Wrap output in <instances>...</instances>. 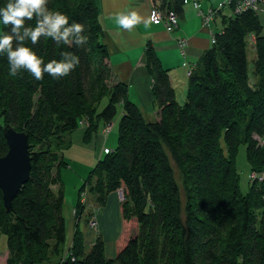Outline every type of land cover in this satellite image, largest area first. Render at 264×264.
<instances>
[{"label": "trees", "instance_id": "1", "mask_svg": "<svg viewBox=\"0 0 264 264\" xmlns=\"http://www.w3.org/2000/svg\"><path fill=\"white\" fill-rule=\"evenodd\" d=\"M7 2L0 0V8ZM184 2L161 0L159 8L180 15ZM48 7L67 15L70 23L83 24L88 41L82 47L43 37L36 45L25 42L45 64L65 52L79 58L75 69L58 80L45 73L37 81L23 70L12 77L6 55H0V157L8 152L4 130L11 126L28 134L31 159L29 180L11 210L0 189L6 264H264V35L259 15L253 10L222 14L215 42L193 66L180 100L148 44L147 68L160 109L154 121H147L130 101L127 85L112 81L96 0H49ZM28 25L35 27V19ZM8 32L0 23V35ZM119 107L117 146L104 152L87 181L99 208L112 193L121 189L125 195L119 202L116 250L109 256L100 231L87 250L79 228L87 209L80 202L85 185L68 242L60 178L67 164L60 150L69 142L66 135L84 120L89 143L113 122ZM242 145L252 174L246 192L237 168Z\"/></svg>", "mask_w": 264, "mask_h": 264}, {"label": "crops", "instance_id": "2", "mask_svg": "<svg viewBox=\"0 0 264 264\" xmlns=\"http://www.w3.org/2000/svg\"><path fill=\"white\" fill-rule=\"evenodd\" d=\"M226 1L228 0H185L183 12L180 15L178 14L179 24L170 32L166 29L164 22L155 23L151 19L153 7H160L161 0H96L99 9V20L103 28V42L109 52L108 62L112 70V81L113 83L123 82L127 85L130 101L137 105L147 121H154L160 109L158 98L152 86L153 76L147 68V45L150 44L154 48L163 69L169 75L177 99L180 100L188 85L189 69L195 66L203 53L212 46L213 35L222 27V14H229L230 12L228 7L223 6ZM195 2L199 5L198 9ZM261 7H264V3ZM210 10H220V12L218 11L214 18L206 23L205 15ZM133 11L137 13L141 23L137 24L131 31L120 29L115 22V17L118 14ZM260 20L263 24L264 35V17H260ZM180 41L185 43L184 53L179 46ZM122 113L121 109L120 115ZM85 131L84 125L72 133L76 143H86L84 139ZM110 136L111 134L106 132L104 126H102L100 131L90 139V142H93L91 144L96 146V149L99 148L98 160L103 156L100 154L104 153V149H111L108 147ZM108 201L110 203L106 204L97 216L104 240L106 238L103 227L108 228L113 215H116L120 227H122L120 201L117 193H112ZM74 210L73 207V216L69 223L66 221L69 243L72 242L76 229V227L74 228L75 221H73V218H75ZM86 211L88 212L86 209L82 212V215H85ZM85 230L83 233L85 239L93 242L96 237L93 230L86 224ZM112 237L109 243L105 241L106 248L108 247V255L115 253L112 247L115 245L114 240L117 236ZM109 246L111 254L109 253ZM7 255L8 251L6 250L2 255V263L4 264H6Z\"/></svg>", "mask_w": 264, "mask_h": 264}, {"label": "clouds", "instance_id": "3", "mask_svg": "<svg viewBox=\"0 0 264 264\" xmlns=\"http://www.w3.org/2000/svg\"><path fill=\"white\" fill-rule=\"evenodd\" d=\"M49 0H8L0 8V23L9 27V32L0 35V55H6L9 75L16 77L21 70L26 71L35 80H43L47 73L53 79L67 77L79 63V58L71 53H61L60 60H51L47 64L38 57L32 48L25 46L26 41L36 45L41 38H51L57 45H76L82 47L88 37L84 35L85 27L81 23H70L67 15L50 10ZM253 3L252 9L264 16V7ZM35 19V27L26 26V21ZM120 29L131 31L141 23L136 12L121 13L115 17Z\"/></svg>", "mask_w": 264, "mask_h": 264}, {"label": "rangeland", "instance_id": "4", "mask_svg": "<svg viewBox=\"0 0 264 264\" xmlns=\"http://www.w3.org/2000/svg\"><path fill=\"white\" fill-rule=\"evenodd\" d=\"M234 1V0H233ZM234 6V5H233ZM261 18L264 16L259 15ZM107 47V46H106ZM252 49L250 48V53L249 56L252 55ZM251 57V56H250ZM193 68H191L190 74L191 75ZM107 103V100H105L100 108ZM121 108L119 107V110L117 112V115L115 119L112 122V127L110 123L105 124L104 129L107 131L110 136V140L108 142V147L111 148V150H114L117 146V141H118V128H119V122L121 119ZM84 122V121H83ZM86 124V123H85ZM112 130V131H111ZM112 132V133H111ZM72 136V137H71ZM66 139L69 142H66L64 145H62L61 150H60V155L64 158V161L66 162L67 165H62L60 168V178L63 184V189H64V194H65V200H64V208H63V215L69 223V220L71 219L73 207H75L80 191L82 187L85 185V190L82 191L81 194V201L83 205L87 208V210L92 213L90 216L87 211L85 212V215H80L81 221H79V228L84 233L85 230V224L86 226H89L91 229L94 230V234L96 235L97 232L100 231V224L97 222L98 215L101 213V208L98 207L96 203V199L92 191H90V188L92 186V182H87L90 178L91 171L94 169L98 162V149H96V146H93V144L90 143H85V144H78L74 141L73 135L71 134L66 135ZM93 143V142H92ZM107 148L106 150H108ZM105 151V149H104ZM105 151V153L107 152ZM100 155H104V153H101ZM237 168L238 172L240 174V185L241 188L244 192L248 190L249 186V179L251 178L252 174H250V169H249V163L246 158V150L245 146L242 145L239 151V155L237 157ZM176 173L178 175V170L176 169ZM250 177V178H249ZM57 187H54L56 189ZM110 203V201L107 202V205ZM100 212V213H99ZM75 213V210H74ZM82 216V217H81ZM89 217L90 220L87 222L86 217ZM79 220V219H78ZM77 217L73 218V221H75L74 228L76 227L77 224ZM87 222V223H86ZM67 225V224H66ZM71 226V223H70ZM120 231V223L119 220L117 219L116 215H113L111 218V222L109 227L106 229V227H103V233L106 238V242L109 243L111 237H118V233ZM84 235V234H83ZM112 237V238H113ZM116 237V238H117ZM116 238L114 242H116ZM92 241H88L85 239V245L87 250L90 248V244ZM71 246V245H69ZM112 247V245H110ZM110 246H109V253H110ZM108 248V247H107ZM113 250L115 252L116 248L115 245H113ZM7 250V240L4 235L0 237V264L2 263V255L4 252ZM112 253V252H111ZM110 253V254H111ZM113 255V254H111ZM110 256V255H109Z\"/></svg>", "mask_w": 264, "mask_h": 264}, {"label": "water", "instance_id": "5", "mask_svg": "<svg viewBox=\"0 0 264 264\" xmlns=\"http://www.w3.org/2000/svg\"><path fill=\"white\" fill-rule=\"evenodd\" d=\"M4 136L8 144V152L0 157V189L5 207L11 210L13 200L29 180L31 159L27 133L7 126Z\"/></svg>", "mask_w": 264, "mask_h": 264}, {"label": "built area", "instance_id": "6", "mask_svg": "<svg viewBox=\"0 0 264 264\" xmlns=\"http://www.w3.org/2000/svg\"><path fill=\"white\" fill-rule=\"evenodd\" d=\"M259 2L260 0H234V1L228 0L227 4L228 5L232 4L233 12L235 14H241L246 11L253 10L252 4L259 3ZM195 5L197 8L199 7V5L196 4V2H195ZM214 13L215 12L213 10H210V12L205 15L206 23H208L212 19ZM151 19L155 23L164 22L166 29L170 32L173 31V29H175L178 26V22H179L177 14H175L174 12H164L160 10L159 8H157L156 6L153 7V10L151 13ZM214 39L215 38L213 37L212 39L213 42L215 41ZM179 46L184 50L185 43L183 41H180ZM119 195H120L121 200L125 199L124 196H121L120 190H119Z\"/></svg>", "mask_w": 264, "mask_h": 264}, {"label": "bare ground", "instance_id": "7", "mask_svg": "<svg viewBox=\"0 0 264 264\" xmlns=\"http://www.w3.org/2000/svg\"><path fill=\"white\" fill-rule=\"evenodd\" d=\"M227 2L228 1H226L225 3H224V5L223 6H225V7H228L229 8V11L231 12H233V8H232V4H227ZM262 5V3L260 4V6ZM157 8H159V7H157ZM160 9V8H159ZM198 9V8H197ZM160 10H162V9H160ZM163 11V10H162ZM215 13H214V15H213V17H212V19L214 18V16H215V14L216 13H218V11L220 12V10H213ZM164 12H166V11H164ZM170 12H174V11H170ZM175 13V12H174ZM234 13V12H233ZM175 14H177V13H175ZM177 16H178V20H179V15L177 14ZM211 19V20H212ZM178 24H179V22H178ZM215 35H213V37H214ZM213 37H212V39H213ZM215 38V37H214ZM215 40V39H214ZM215 42V41H214ZM212 40H211V43H214ZM181 48V47H180ZM185 49V48H184ZM181 50H182V48H181ZM184 51V50H183ZM192 68V67H191ZM191 68L189 69V72L191 71ZM188 72V74H190ZM83 123H86L87 124V122H86V120H84V122H82L81 123V125L82 126H84V124ZM111 125H112V122L110 123ZM107 132V131H106ZM105 151H107L106 149H105ZM104 150H103V152H105ZM108 152V151H107ZM101 158V157H100ZM85 190V189H84ZM83 190V191H84ZM82 194H84V193H82ZM120 194H121V196H124L125 197V195H124V192H123V190H121L120 189ZM117 195H118V197H119V201H123V200H121V198H120V195H119V191L117 192ZM82 196V195H81ZM112 209V208H111ZM97 222H99V218L97 219ZM109 227V226H108ZM90 228V227H89ZM93 230V229H92ZM93 232H94V230H93ZM98 233V232H97Z\"/></svg>", "mask_w": 264, "mask_h": 264}]
</instances>
